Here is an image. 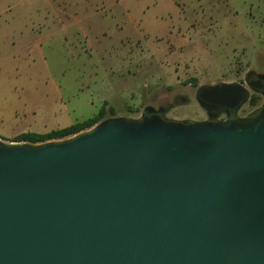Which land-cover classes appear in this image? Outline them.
Instances as JSON below:
<instances>
[{
  "label": "water",
  "instance_id": "95a60500",
  "mask_svg": "<svg viewBox=\"0 0 264 264\" xmlns=\"http://www.w3.org/2000/svg\"><path fill=\"white\" fill-rule=\"evenodd\" d=\"M143 113L0 140V264H264V121Z\"/></svg>",
  "mask_w": 264,
  "mask_h": 264
},
{
  "label": "rangeland",
  "instance_id": "374dc122",
  "mask_svg": "<svg viewBox=\"0 0 264 264\" xmlns=\"http://www.w3.org/2000/svg\"><path fill=\"white\" fill-rule=\"evenodd\" d=\"M251 71L264 73V0H0L6 144L86 121L105 103L118 117L152 107L191 118L199 107L181 95Z\"/></svg>",
  "mask_w": 264,
  "mask_h": 264
},
{
  "label": "flooded vegetation",
  "instance_id": "af4514ba",
  "mask_svg": "<svg viewBox=\"0 0 264 264\" xmlns=\"http://www.w3.org/2000/svg\"><path fill=\"white\" fill-rule=\"evenodd\" d=\"M236 95L243 96L239 104L233 101ZM180 97L184 105L198 106L199 112H193L191 118L180 119L176 116V119L165 120L186 124L205 123L220 128L235 127L238 130H256L264 121V73L251 71L240 81L198 85ZM143 114L148 117L160 116L159 111L152 107L146 108Z\"/></svg>",
  "mask_w": 264,
  "mask_h": 264
},
{
  "label": "trees",
  "instance_id": "16d2710c",
  "mask_svg": "<svg viewBox=\"0 0 264 264\" xmlns=\"http://www.w3.org/2000/svg\"><path fill=\"white\" fill-rule=\"evenodd\" d=\"M107 105L108 103H105L95 116L86 121L76 123L67 128L51 131L45 134L23 133L15 137L10 142H24L29 143L30 145H37L55 140L67 139L69 137L75 136L83 131L91 129L92 127L106 119V117L109 115L111 117L116 116V110L113 107L107 108Z\"/></svg>",
  "mask_w": 264,
  "mask_h": 264
},
{
  "label": "crops",
  "instance_id": "0c3cea01",
  "mask_svg": "<svg viewBox=\"0 0 264 264\" xmlns=\"http://www.w3.org/2000/svg\"><path fill=\"white\" fill-rule=\"evenodd\" d=\"M95 116V115H94ZM28 133H30V132H28ZM49 133V132H48ZM23 134V133H22ZM45 134V133H44ZM19 136V135H18Z\"/></svg>",
  "mask_w": 264,
  "mask_h": 264
}]
</instances>
